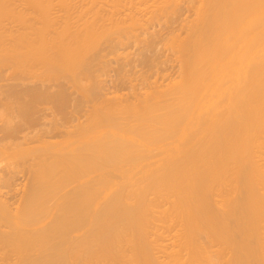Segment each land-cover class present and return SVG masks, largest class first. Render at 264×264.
<instances>
[{"label": "bare ground", "instance_id": "6f19581e", "mask_svg": "<svg viewBox=\"0 0 264 264\" xmlns=\"http://www.w3.org/2000/svg\"><path fill=\"white\" fill-rule=\"evenodd\" d=\"M15 1L0 0V63L29 74L23 121L0 126V264H264V0H199L177 75L104 104L102 40L146 39L180 0H58L55 17ZM54 74L101 97L84 120ZM49 101L66 117L45 118Z\"/></svg>", "mask_w": 264, "mask_h": 264}, {"label": "rangeland", "instance_id": "374dc122", "mask_svg": "<svg viewBox=\"0 0 264 264\" xmlns=\"http://www.w3.org/2000/svg\"><path fill=\"white\" fill-rule=\"evenodd\" d=\"M21 1H23V0H20V1L19 0H16L15 1L16 3L13 2L14 3V4H12L13 7L14 6L16 7L19 3L22 5L23 2L21 3ZM50 1H51L50 4H49L50 14L51 13L54 14V15L51 14L52 16L55 17V15L58 16V14L65 13V11H64L65 10V7H64V5L60 1L59 2L61 4L58 2V0H50ZM79 1L76 0V3L79 4L78 7H80V5H81L80 4L81 2H79ZM81 1L83 2V0H81ZM47 2H49V0H47ZM73 2H74V4H73L74 5V8H75L77 4L75 3V0ZM73 2H71V3H73ZM198 2H199V0H195V3L193 1H191V0H180V3L182 5L180 4L181 7L180 6L178 7V9H177L178 11H176L175 13H172V12L169 11L171 15H169L168 14L169 12H168L167 15L165 14L164 19L161 18L162 21L158 22L160 19L159 20L155 19L156 23L155 22L151 23V25L149 26L151 29H150V31H148V32H150L149 33L150 35L147 32L146 39H145V36H143V35H141L139 37L140 39L139 38H135V36L130 35L131 36L130 38L128 36L127 38H125L127 40H124L123 39L124 42H122L121 44H119L120 42L117 41L118 40L117 38H119L118 37V34L115 33L117 36L113 34V36H116V37H113L112 36V40L111 41H109L110 39L109 40L108 39H105L104 41L102 40L103 43L101 42V45H103V46H99V49L101 48L100 49V53H99L100 56L97 57L98 59L93 63L94 66H95V68H93V71H95V72H93V74L95 76L93 75V77H95L96 80L99 77V79H98L99 81L97 80V82H98L99 86L102 85L101 88H100L101 89L100 92H102L101 94H103V95H101V97L103 96L104 99H101V97H100L99 100L100 99H101L100 101L104 100V102L102 101L103 104L110 102V100L113 101L115 98L116 99H122V98H124L123 96H126V97L129 96L130 97V95H131L130 98H132V95H134V93L136 91L138 93H143L147 89V87H148L147 84L150 83V82H154V80L156 78H158L160 82H163V79H162L163 76L165 78V77H168L169 75L171 76V75H174V74L178 73V69H179V67L177 66L178 62L175 60V59H177V58H175V57H177V54H175V53H177L176 52L177 49H176V47H173L172 44L174 45V43H175L174 39L175 38L178 39L179 36H181V35L184 36V35L187 34L188 26H189V24L190 25L192 24V21H193L192 19L194 18L195 10H196L197 3ZM21 5H18L17 6V9L18 10H21L22 9L23 6L21 7ZM24 5H26V4H24ZM50 5H52V7ZM106 5L107 4H105L103 8L109 9V5H107V6ZM26 7H28V5H26ZM62 7H64V9H62ZM17 9L15 8V10H17ZM24 9H26V8H24ZM52 9H53V11H51ZM77 9L78 8L76 7L75 10H77ZM123 9H125V8H123ZM60 10H62V11H60ZM75 10L72 11V12L73 13H76ZM27 11L29 12V9H27ZM124 11L125 10H122V12H124ZM127 11H125V12H127ZM150 14H148V16ZM167 16H168V18H167ZM11 20L9 18H8V20L7 19L4 20L5 21L3 23L4 24V27L6 26L4 29H6L7 27H9L10 30H11V28H13L16 31L17 28H19V26H18L19 23H18V21L15 22V20H12V21ZM190 21H191V23H190ZM185 24H187V26ZM155 26H156V28H154ZM151 31L152 32L154 31L153 33H155V34H153ZM174 34H176V36L175 37L174 36L172 37V35H174ZM177 34H179V35L177 36ZM144 35H145V33H144ZM159 35H160V37H159ZM165 35L167 36V38H165L166 37ZM164 38H165V40H164ZM172 38H173V40H172ZM179 38H182V37H179ZM136 40H138L141 44L138 43V41H136ZM169 40L170 41L172 40V43ZM116 41L118 42L119 45H117V42ZM165 41L166 42L168 41L169 43H166ZM115 43H116V45H115ZM123 43H124V45H123ZM152 44H153V46H152ZM138 45H139V47H138ZM124 46H125V49L123 48ZM174 46H176V45H174ZM170 47H171V49H170ZM147 48H148V50H147ZM152 48H154V50ZM142 52H143V54H142ZM146 54L148 55V57H147ZM144 57H145V59H144ZM140 59H142V61ZM154 59H155V61H154ZM8 64L0 63V126H4L6 124V122H4L5 121V118H6V121L8 119H10L8 122H11L12 124H16V120L17 121H20L19 123H21L23 121V120H19V118L21 119L22 117H21V115L19 113H17V111L19 112V110H20V106L17 104L18 103L17 100L19 98H17L18 95L15 92L17 90H19V89H21V90L23 89V86H22V83L23 82H22L21 78L22 77L24 78L25 77V74L28 75L29 73L22 72V73H24V75H23L21 73V69L20 68H17L15 65H13L11 63H8ZM10 65H12V66H10ZM96 75H97V77H96ZM51 76H53V75H51ZM55 77L57 78V76L55 74H54L53 77H50L49 76V78H51V79L54 78V79H52V81L55 80V83H56V81L59 80L58 81L59 83L62 82L63 84H65V85H62V86H64V88L67 86L66 87L67 88V94L69 93V95H70V101L72 100V102H71L72 104L70 102L68 104V107L71 110H69V108H68V109H66L65 112L66 113L68 112L71 115L72 114L74 115V116L72 115L73 117H71L70 114H68V117L71 118L70 121L73 120L72 118H75V119L79 118L76 121H75V119L73 120L75 122H78L81 119L82 114L84 112L85 113L87 112L85 109H87L88 112H89V110H91L90 108H92L95 103L96 104L98 103V101H99L98 98H97L98 101H96V100H92L91 101L89 99L83 98L81 96L82 94H81L80 90H78L79 88L76 87L75 85H72L71 86V84H70L71 82L69 83V81H71V80L68 81V79H67V81H66V78H64V80H65V83H64V80L63 79L60 80V78H62V77H59L58 80H56ZM160 78L162 80H160ZM51 79H48V81H47V78H46L45 80L51 84V81H50ZM53 83L51 84V86L53 85ZM55 83L52 86L53 89H52V87H50L52 89V90L50 89L51 92H53V91L55 92L56 89L58 90L59 85L61 87V83L60 84L57 83L59 85H58L57 88H55L56 85H57ZM66 83H67V85H66ZM103 88H105V89H103ZM13 90H15V92ZM76 90H78V91H76ZM71 92L74 93V94H72ZM14 94H15V96H14ZM107 94L110 95V96H108ZM118 94H119V96H118ZM121 94H123V96H121ZM76 96L79 99H75ZM106 96L108 98L110 97V99H108ZM112 97H114V98H112ZM117 97H119V98H117ZM75 100L78 101V102H75L74 103ZM47 102H45V104H47V105H45V104L39 105L40 107L43 106L42 108H45V107L46 108H49L50 107L49 109H46L45 108L46 110L45 109H42L44 111L41 112V114L46 111L44 113L45 115H43L44 117L46 116L45 118H49V117L51 118V117H53V119H51V120L59 121V119L62 118L64 116V114H62V112L60 111L61 112L60 114L62 115V117H59L61 115L60 114H57L59 112L55 108L56 105L53 106V105H51V104H53V102H50V101H49L50 103H47ZM79 102L80 103L82 102V106L79 105L80 104ZM83 103H85V104H83ZM91 104H93V105H91ZM73 105H75V107L78 106L79 109H77L75 107H70V106H73ZM83 106H85V107H83ZM82 107H83V109H80ZM51 108L54 109V110L56 109V110L55 111L54 110H51ZM72 109H76V111H74V110L72 111ZM47 111H48V113H47ZM49 111H51V112L54 111L55 114L53 115V114L49 113ZM80 111H82V113H80ZM12 113H14V114H12ZM46 113H47V115H46ZM85 113H84L83 116H86L87 115V114L85 115ZM15 114H17L16 115L17 117L15 116ZM49 114H51L52 116H50ZM10 115H12V116L14 115L16 117V119H14L15 118L14 116L12 117ZM55 115L58 116L59 118L57 117L58 119H56V116ZM54 117H55V119H54ZM64 117H66V114H65ZM69 118H68V121H69ZM83 118L85 119V117H82V120H84ZM11 120H13V122ZM48 120H50V119H46V121H48ZM82 120H80V121H82ZM60 121H61V119H60ZM70 121H69V123H70ZM73 121L71 123H75ZM1 134H2V132H1V128H0V135ZM11 160L13 161V159H11ZM5 162H7V161H5ZM5 162H4L3 166H6V164H9L10 161L8 159V162L7 163H5ZM16 165L19 166V167H16L17 168L16 170L19 171L20 169H22L20 167V166H22L21 164H19V165L16 164ZM19 173L17 174V175H19L17 177V179H18L17 182L20 183V184H22V183L25 182L24 181V178L25 177L22 176L23 174L21 172H19Z\"/></svg>", "mask_w": 264, "mask_h": 264}]
</instances>
